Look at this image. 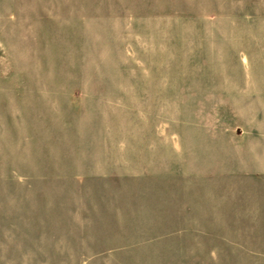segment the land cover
Here are the masks:
<instances>
[{"label": "rangeland", "instance_id": "1", "mask_svg": "<svg viewBox=\"0 0 264 264\" xmlns=\"http://www.w3.org/2000/svg\"><path fill=\"white\" fill-rule=\"evenodd\" d=\"M263 133L264 0H0V264H264Z\"/></svg>", "mask_w": 264, "mask_h": 264}, {"label": "crops", "instance_id": "2", "mask_svg": "<svg viewBox=\"0 0 264 264\" xmlns=\"http://www.w3.org/2000/svg\"><path fill=\"white\" fill-rule=\"evenodd\" d=\"M255 139L257 140L253 146L251 144L246 145L247 167L242 172L247 173V175L252 174L254 175L253 177L264 180V133Z\"/></svg>", "mask_w": 264, "mask_h": 264}]
</instances>
